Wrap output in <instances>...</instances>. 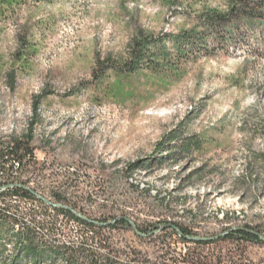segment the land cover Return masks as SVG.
Wrapping results in <instances>:
<instances>
[{"label":"rangeland","instance_id":"rangeland-1","mask_svg":"<svg viewBox=\"0 0 264 264\" xmlns=\"http://www.w3.org/2000/svg\"><path fill=\"white\" fill-rule=\"evenodd\" d=\"M224 1L16 0L0 19V159L23 139L33 159L13 178L50 200L61 192L92 219L125 216L138 232H154L138 236L129 223L104 229L118 258L264 264L263 241L197 244L163 227L264 237V51L254 48L264 36L186 61L172 56L168 72L121 69L135 31L175 34L190 25L187 15ZM107 56L117 67L101 74L96 59ZM187 140L198 148L183 151ZM11 202L44 219L28 199Z\"/></svg>","mask_w":264,"mask_h":264},{"label":"trees","instance_id":"trees-1","mask_svg":"<svg viewBox=\"0 0 264 264\" xmlns=\"http://www.w3.org/2000/svg\"><path fill=\"white\" fill-rule=\"evenodd\" d=\"M15 1L0 0V19L6 17V12ZM176 1L171 0L172 3ZM186 18L190 23L188 28L175 34L152 37L143 31H135L127 45V57L121 65L122 71L128 74L143 69L154 73L163 70L168 72L176 65L172 62V56L184 58L186 61L197 55H208L209 51L223 50L232 44L244 43L246 35L256 36L257 33H261L264 36V0H225L221 8H205L195 14L187 15ZM254 39L255 50L264 51V40L261 42V39ZM23 41L25 43L26 40ZM96 64L101 67V74L111 69L116 70L117 67L111 64L110 56L103 60L97 58ZM33 111L36 114L37 108H33ZM8 144L10 145L2 148L0 159V171L4 172L5 176V171L11 173L5 178V185L9 183L27 185L28 180L19 181V178H13L12 172L22 169L27 165V161L33 159L32 151L23 139ZM181 147L183 151H190L191 148L197 149L198 144L193 140H187ZM160 158L164 159L163 156ZM135 167V164L129 165L130 170ZM40 195L45 197L43 194ZM6 196L28 199L38 205L39 214H45H42L44 216L42 220L34 210L29 209L21 213L19 207L7 199L0 202V264H152L136 258L123 260L112 255L107 248L102 231L117 224H128L124 219L125 216H115L111 220L92 219L82 209L69 202L61 192L52 193L51 200L47 198L52 203L66 205L100 223L97 225L81 220L68 210L51 207L22 188H11L0 193V198ZM59 217L66 222L76 223L79 226L78 230L72 231L67 223L62 225L61 221L58 222ZM174 226L179 232L170 228L171 234L180 241H189L187 237L193 235L191 231L177 224ZM247 230L229 233L225 238L237 235L240 239L262 243L257 236ZM139 231L148 233L141 229ZM209 243L211 242H197V244Z\"/></svg>","mask_w":264,"mask_h":264},{"label":"water","instance_id":"water-1","mask_svg":"<svg viewBox=\"0 0 264 264\" xmlns=\"http://www.w3.org/2000/svg\"><path fill=\"white\" fill-rule=\"evenodd\" d=\"M11 188H22L30 193H32L36 198H38L39 200H41L42 202H44L45 204L51 206V207H54V208H60V209H65V210H68L70 211L71 213H73L76 217L80 218L81 220H84V221H87V222H91L93 224H97L99 225L100 223L96 222V221H93L89 218H87L86 216L82 215L81 213H79L78 211H75L73 209H71L70 207L66 206V205H63V204H57V203H52L50 202L47 198L41 196L39 193H37L36 191H34L33 189L27 187L26 185L24 184H20V183H9V184H6L2 187H0V190H8V189H11ZM127 220V222L130 224L133 232L138 235V236H141V237H144L145 234H142L140 232L137 231L136 227H135V224L129 220L128 218H124ZM163 227H168V228H174L177 232H179V229L176 228L174 225L172 224H168V225H163ZM239 230H245L243 228H233V229H230L224 233H222L221 235L219 236H216V237H212V238H199V237H187L188 240H193V241H212L213 239H217V238H220V237H225L226 235H228L229 233H233L235 231H239ZM248 232L250 233H253L255 236H257L259 238V240L263 241L264 242V237L261 236L259 233L257 232H254V231H251V230H247ZM154 232H150L148 233L147 235H150Z\"/></svg>","mask_w":264,"mask_h":264},{"label":"built area","instance_id":"built-area-1","mask_svg":"<svg viewBox=\"0 0 264 264\" xmlns=\"http://www.w3.org/2000/svg\"><path fill=\"white\" fill-rule=\"evenodd\" d=\"M6 178V176H5V174H4V172H2V171H0V187H2V186H4L5 185V179ZM6 190H0V193H2V192H5ZM19 196H6V197H2V198H0V202H2L4 199H7L8 200V198H10V200H8L9 202H11V199L13 198V199H16V198H18ZM13 202V201H12ZM11 202V203H12Z\"/></svg>","mask_w":264,"mask_h":264}]
</instances>
